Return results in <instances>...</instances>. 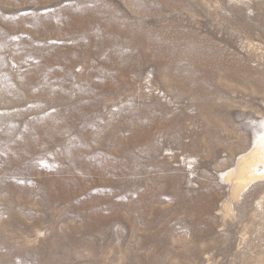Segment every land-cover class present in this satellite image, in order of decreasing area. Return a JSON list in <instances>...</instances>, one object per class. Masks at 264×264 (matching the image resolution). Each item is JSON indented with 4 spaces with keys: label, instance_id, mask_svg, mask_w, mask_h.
I'll list each match as a JSON object with an SVG mask.
<instances>
[{
    "label": "rangeland",
    "instance_id": "obj_1",
    "mask_svg": "<svg viewBox=\"0 0 264 264\" xmlns=\"http://www.w3.org/2000/svg\"><path fill=\"white\" fill-rule=\"evenodd\" d=\"M261 157L264 0H0V264H264Z\"/></svg>",
    "mask_w": 264,
    "mask_h": 264
},
{
    "label": "bare ground",
    "instance_id": "obj_2",
    "mask_svg": "<svg viewBox=\"0 0 264 264\" xmlns=\"http://www.w3.org/2000/svg\"><path fill=\"white\" fill-rule=\"evenodd\" d=\"M73 3H74V2H73ZM66 5H67V4H66ZM80 5H81V4H80ZM59 6H62V5H59ZM81 6H82V5H81ZM68 7H69V6H68ZM68 7L66 6V8H68ZM55 8H56V7H55ZM64 8H65V7H64ZM66 10H67V9H66ZM79 13H80V12H79ZM59 16H60V15H59ZM75 16H76L75 14H72V17H71V18H72L73 20H75V19L73 18V17H75ZM78 16H79V15H78ZM96 17H97V16H96ZM58 19H59V18H58ZM94 19H95V18H94ZM94 19H93L92 21H95ZM76 20H78V19H76ZM61 22H62V21H61ZM75 22H76V21H75ZM77 23H78V22H77ZM84 24H85V21H84ZM91 24H92V23H91ZM81 25H82V24H81ZM85 25H86V24H85ZM76 26H77V25H76ZM89 26H90V24H89ZM83 28H85V27L83 26ZM83 28H82V29H83ZM86 28H87V27H86ZM88 29H89V28H88ZM81 31H82V30H81ZM83 32H84V31H83ZM77 33H78V32H77ZM144 33H146V32H144ZM118 34H119V33H118ZM80 35H81V34H80ZM139 35H140V34H139ZM141 35H142V34H141ZM97 36H98V35H97ZM136 37H137V36H136ZM136 37H135V38H136ZM99 38H100V37H99ZM137 38H138V37H137ZM138 39H140V38H138ZM138 39H136V40H138ZM145 39H146V38H145ZM136 40H135V41H136ZM140 41H141V40H140ZM138 42H139V41H138ZM108 44H109V43H108ZM56 48H57V47H56ZM61 49H62V47H61ZM158 50H159V49H158ZM45 51H46V50H45ZM112 52H113V51H112ZM55 57H56V56H55ZM49 58H50V57H49ZM104 86H105V85H104ZM135 131H136V130H135ZM139 134H140V133H139ZM138 136H139V135H138ZM138 136H137V137H138ZM135 137H136V136H135ZM129 139L131 140V138H129ZM129 139H128V140H129ZM135 139H136V138H135ZM141 139H142V138H141ZM46 140H47V139H46ZM49 140H50V139H49ZM130 140H129V141H130ZM133 140H134V139H133ZM143 140H144V139H143ZM143 140H142V141H143ZM260 140H261V139H260ZM43 141H44V140H43ZM46 142H47V141H46ZM137 142H139V141H137ZM44 144H45V143H44ZM44 144H43V145H44ZM141 144H142V143H141ZM7 146H8V145H7ZM49 146H50V145H49ZM5 147H6V146H5ZM8 147H9V146H8ZM11 147H12V145H11ZM46 147H47V146H46ZM259 147H261V146H259ZM259 147L256 146V149H259ZM6 148H7V147H6ZM74 148H75V147H74ZM35 149H36V148H35ZM37 149H38V148H37ZM56 149H57V148H56ZM24 150H25V149H24ZM32 150H33V148H32ZM53 150H54V149H53ZM26 151H27V150H26ZM102 153H104V152H102ZM127 156H128V155H127ZM13 157H14V156H13ZM78 157H79V156H78ZM78 157H77V159H78ZM81 158H82V157H81ZM81 158H80V159H81ZM114 159H115V158H114ZM125 159H126V158H125ZM260 159H261V160H264V158H262V157H261ZM260 159H259V160H260ZM82 160H83V158H82ZM89 160H90V159H89ZM107 160H108V159H107ZM109 160H111V159H109ZM109 160H108V161H109ZM100 161H101V160H100ZM127 161H128V160H127ZM127 161H126V162H127ZM77 162H79V161H77ZM97 162H98V161H97ZM79 163H80V162H79ZM83 164H84V163H83ZM102 164H104V163H102ZM103 166H104V165H103ZM102 168H103V167H101V169H102ZM243 172H244V171H242V173H243ZM240 173H241V172H240ZM242 173H241V175H242ZM243 174H244V173H243ZM242 176H244V175H242ZM59 178H60V177H59ZM51 179H52V178H51ZM46 181H47V179H46ZM66 181H67V180H66ZM62 182H63V181H62ZM68 182H69V181H68ZM66 183H67V182H66ZM45 184H46V183H45ZM60 184H61V183H60ZM68 184H69V183H68ZM58 185H59V184H58ZM62 185H63V183H62ZM66 185H67V184H66ZM60 190H61V189H60ZM60 190H59V191H60ZM48 191H49V190H48ZM64 191H66V190H64ZM59 197H60V196H59ZM62 197H63V196H62Z\"/></svg>",
    "mask_w": 264,
    "mask_h": 264
}]
</instances>
